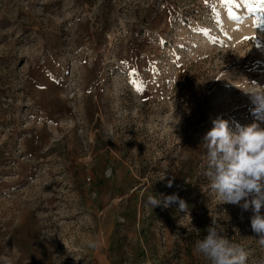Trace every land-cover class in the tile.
I'll list each match as a JSON object with an SVG mask.
<instances>
[{"label": "rangeland", "instance_id": "rangeland-1", "mask_svg": "<svg viewBox=\"0 0 264 264\" xmlns=\"http://www.w3.org/2000/svg\"><path fill=\"white\" fill-rule=\"evenodd\" d=\"M245 80L261 0H0V264H209L212 219L257 264L202 147L217 117L264 127ZM173 193L188 212L147 203Z\"/></svg>", "mask_w": 264, "mask_h": 264}, {"label": "clouds", "instance_id": "clouds-1", "mask_svg": "<svg viewBox=\"0 0 264 264\" xmlns=\"http://www.w3.org/2000/svg\"><path fill=\"white\" fill-rule=\"evenodd\" d=\"M247 81V80H245ZM241 88L255 107L254 116L264 121V85L247 81ZM213 127L203 138L202 147L206 159L204 175L222 204H232L244 211L251 210V229L264 248V127L258 123L230 129L229 121L217 117ZM171 187V183L168 185ZM147 203L153 208L178 205L180 211L188 212V205L177 193L172 195H149ZM195 251L209 264H248V252L230 241L224 228L216 219L206 228L203 239L195 242ZM264 264V258L257 261Z\"/></svg>", "mask_w": 264, "mask_h": 264}, {"label": "snow or ice", "instance_id": "snow-or-ice-1", "mask_svg": "<svg viewBox=\"0 0 264 264\" xmlns=\"http://www.w3.org/2000/svg\"><path fill=\"white\" fill-rule=\"evenodd\" d=\"M225 3H231V0H224ZM261 3L264 4V0H261ZM230 18L235 19V17H232L231 15V11L229 12ZM131 83H133L134 85H136V89L137 91H141L142 89L140 88V86L138 84H136V81H132Z\"/></svg>", "mask_w": 264, "mask_h": 264}]
</instances>
